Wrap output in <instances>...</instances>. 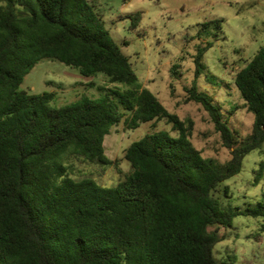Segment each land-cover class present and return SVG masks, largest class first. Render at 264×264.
Listing matches in <instances>:
<instances>
[{
	"label": "trees",
	"instance_id": "1",
	"mask_svg": "<svg viewBox=\"0 0 264 264\" xmlns=\"http://www.w3.org/2000/svg\"><path fill=\"white\" fill-rule=\"evenodd\" d=\"M130 18L136 28L142 13ZM212 24L221 29V21L203 27ZM212 46L198 51L186 100L208 112L230 151L225 162L204 157L192 141L194 120L169 112L144 87L89 0H0V264H235L215 253L228 239L220 230L245 216L262 219L264 232V201L228 209L216 192L241 173L249 154H264V46L234 78L255 117L247 137L198 89ZM43 59L85 77L105 75L114 86L90 82L103 92L100 98L52 107L56 92L21 89ZM163 119L177 136L157 131L133 142L125 154L131 171L117 185L69 173V156L118 165L104 145L113 126L137 129ZM260 167L256 181L264 159Z\"/></svg>",
	"mask_w": 264,
	"mask_h": 264
},
{
	"label": "rangeland",
	"instance_id": "2",
	"mask_svg": "<svg viewBox=\"0 0 264 264\" xmlns=\"http://www.w3.org/2000/svg\"><path fill=\"white\" fill-rule=\"evenodd\" d=\"M112 37L122 45L144 87L153 92L165 108L181 119L195 122L192 141L206 158L219 162L230 159L208 112L201 104L188 102L187 88L195 80V59L201 47L213 43L204 54L205 71L197 79L199 91L210 95L221 107L229 126L241 137L250 135L254 114L244 106L234 84L236 73L264 46V0H89ZM142 13L136 28L130 15ZM221 21L204 28L203 24ZM90 82L111 87L105 75L83 76L77 68L53 59H43L25 76L21 89L31 94L56 92L52 107H61L83 97L100 98L102 91ZM167 131L173 124L166 119L142 123L126 129L123 122L113 126L105 138V152L118 165L104 166L78 156L64 159L77 180L90 178L101 186L112 187L131 171L125 159L129 146L145 135ZM264 151V146H263ZM264 154H249L240 174L222 183L216 192L228 209L254 207L264 201V171L256 181ZM228 188V193L226 189ZM262 219L239 216L233 227L221 228L228 239L215 249L221 261L235 264H264ZM232 258V259H231Z\"/></svg>",
	"mask_w": 264,
	"mask_h": 264
}]
</instances>
